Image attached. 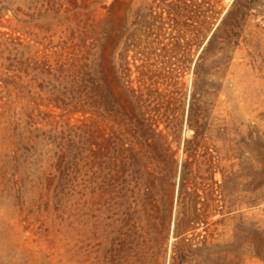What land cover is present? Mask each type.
<instances>
[{
	"label": "rangeland",
	"instance_id": "obj_1",
	"mask_svg": "<svg viewBox=\"0 0 264 264\" xmlns=\"http://www.w3.org/2000/svg\"><path fill=\"white\" fill-rule=\"evenodd\" d=\"M231 1L220 3L227 8ZM125 5L128 83L142 87L143 62L152 51L153 69L180 71L178 85L155 77L157 91L165 94L161 100L157 92V102L169 100L170 118L180 113L175 133L167 135L176 150L173 176L162 190L157 179V201L144 194L148 173L142 177L129 167L112 177L96 150L103 123L61 111L49 96L54 80L43 61L55 65L72 54H54L65 40L70 45L67 20L53 18L51 30L37 11V21L26 27L15 7L1 3L0 264H168L183 237L201 248L187 264H264V18L250 19V43H241L221 69L196 142L185 114L193 64L182 56L198 55L207 40L201 34L199 47L190 42L195 9L184 7L177 18L178 0ZM150 7L156 17L148 26ZM104 13L97 8L96 17ZM187 139L189 153L183 149ZM175 227L185 232L175 237Z\"/></svg>",
	"mask_w": 264,
	"mask_h": 264
},
{
	"label": "trees",
	"instance_id": "obj_2",
	"mask_svg": "<svg viewBox=\"0 0 264 264\" xmlns=\"http://www.w3.org/2000/svg\"><path fill=\"white\" fill-rule=\"evenodd\" d=\"M178 1L182 5L175 9L177 18L183 17L184 7L195 9L197 25L191 31L190 42L199 47L201 43L197 42L201 34L203 39L207 38L198 55L191 52L187 56L182 55L188 64H193L185 114L186 124L194 130L193 138L197 142L207 124L209 105L215 100L213 85L219 80L221 69L233 58L235 49L241 43H250L249 21L259 16L264 18V0H232L227 8L221 5V0ZM1 3L15 7V13L22 15L19 21L26 27L37 21V11L45 17L42 21L51 30L57 24L51 22L53 18L57 22L67 20L65 30L70 33V45H66L65 40V45H61L54 54L61 58L62 53L70 49L72 54L58 60L55 65L43 61L47 77L54 80L49 93L53 98L52 104L66 113L88 114L101 121L103 124L96 131V150L101 165L111 166L113 178L125 175L129 167L136 168L142 177L148 173L151 178L145 179L144 194L155 200L157 179L162 190L165 180L170 181L173 176L176 150L173 149V141L167 140V135L175 133L174 123L180 120L179 111H173L172 118L168 116L169 100L157 102V92L162 96L161 100L165 94L157 91L155 77L170 79V82L175 79L174 85H178L180 77L177 72L180 71L166 67L153 69L150 60L156 55L152 51L145 55L143 62L145 79L142 87L128 83L130 62L125 40V0H112L110 3L107 0H0ZM97 8L105 11L103 17H96ZM153 10L150 7L144 15L148 26L156 17ZM167 13L170 17L171 10ZM162 15L161 12L160 17ZM39 66L34 59L32 67L36 72ZM177 100L179 104L181 95ZM161 105L165 106L162 114L158 108ZM163 122L166 124L162 129L160 124ZM192 139L185 140V153L191 151ZM185 165L183 162L181 166L184 168ZM190 173L182 177L184 188ZM183 232L175 227L173 235L178 237ZM200 249L183 237L173 246L168 264H187L188 255H196Z\"/></svg>",
	"mask_w": 264,
	"mask_h": 264
}]
</instances>
